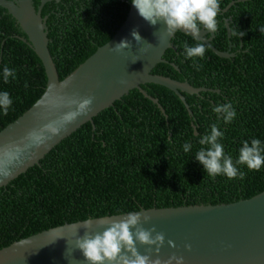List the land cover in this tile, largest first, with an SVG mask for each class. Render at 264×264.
Returning a JSON list of instances; mask_svg holds the SVG:
<instances>
[{
	"label": "trees",
	"instance_id": "1",
	"mask_svg": "<svg viewBox=\"0 0 264 264\" xmlns=\"http://www.w3.org/2000/svg\"><path fill=\"white\" fill-rule=\"evenodd\" d=\"M83 2L60 6L46 20L47 46L59 80L109 40L130 0ZM228 16L226 30L220 17ZM216 19L211 45L220 52L229 48L230 58H240L237 62H219L206 53L202 59L186 58L183 46L195 43L182 34L173 35L170 43L175 49L165 50L163 56L189 86L206 88L203 94L219 97H183L196 139L181 104L165 92L143 90L157 100L165 125L143 102L118 103L93 119L92 128L86 123L0 192V249L89 218L139 209L227 204L264 190V165L258 171L239 166L244 179L230 180L207 175L194 156L204 147L198 141L213 123L224 134L219 142L225 154L234 160L242 141L255 138L264 145V0L238 2ZM18 37L12 23L0 14V92L7 91L13 101L7 115L0 108V130L26 111L45 86L40 68ZM5 66L16 73L8 82L3 79ZM227 103L237 115L226 124L213 108ZM186 141L192 145L188 153L182 147Z\"/></svg>",
	"mask_w": 264,
	"mask_h": 264
},
{
	"label": "water",
	"instance_id": "2",
	"mask_svg": "<svg viewBox=\"0 0 264 264\" xmlns=\"http://www.w3.org/2000/svg\"><path fill=\"white\" fill-rule=\"evenodd\" d=\"M82 2L0 0V14L15 27L19 41L24 43L45 81L39 98L0 130V192L27 169L38 165L45 154L86 123L92 128L93 119L118 103L143 102L159 115L165 125L163 110L157 100L143 90L155 89L174 97L183 108L190 134L196 139L195 127L188 117L190 112L183 97L190 100H218L219 97L200 93L204 89L189 86L173 70H176L173 64H170L173 69L165 64V50L175 49L170 43L174 34H182L195 44L204 42L205 53L216 61L237 62L240 59L229 58L231 55L227 52L213 48L210 42L213 34L203 28L199 41L178 30L161 44L158 31L164 26H152L146 22L130 0L123 21L109 40L59 80L47 46L43 14L46 9L77 6ZM133 30L138 31L144 40L139 45L131 36ZM125 38L132 42V48L119 53L113 51V46ZM160 38L165 39L162 34ZM87 96L94 97L88 112L65 125L64 114L74 109L70 101ZM49 124L60 131L57 134L42 132ZM33 132H42L43 139L37 141L31 137ZM137 211L150 217L147 222L141 220L145 229L154 227L164 234L165 243L159 252L162 260L175 254L184 258V264H264V190L248 199L227 204H194ZM127 214L63 224L19 239L0 249V264H87L78 249H74L71 256H66L68 247L69 251L74 247L77 227L81 225L77 234L83 235L85 229L82 224L91 220L93 223L87 230L102 232L106 225L101 226L98 221L125 219ZM169 240L174 241L176 247L169 246ZM185 245H191V249ZM137 248L140 254H149L147 246L137 244ZM150 255L156 258L154 248Z\"/></svg>",
	"mask_w": 264,
	"mask_h": 264
},
{
	"label": "clouds",
	"instance_id": "3",
	"mask_svg": "<svg viewBox=\"0 0 264 264\" xmlns=\"http://www.w3.org/2000/svg\"><path fill=\"white\" fill-rule=\"evenodd\" d=\"M132 5L137 10L140 17L152 26L163 25L159 29V41L163 44L166 38L171 37L176 31L183 30L193 36L197 41L200 40L201 29L215 33L217 31V15L220 11L219 0H131ZM264 32V29H261ZM157 33H155L156 35ZM161 34L165 39H161ZM241 36L244 33H240ZM131 36L139 45L142 37L139 32L133 30ZM132 42L128 39H122L113 46V51L119 53L125 49H131ZM206 52V44L197 42L194 46L185 44L183 46V55L186 58L195 60L203 58ZM200 65H197V70ZM14 69L5 66L3 68V79L8 82L9 77L15 78ZM123 83V81H121ZM94 97L87 96L75 98L70 101L74 109L65 113L63 116L64 124L75 121L79 116L85 114L93 104ZM13 101L7 91L0 92V108L7 115L9 107ZM213 112L218 116L222 115L224 123H230L236 117L237 112L231 103L218 105L213 108ZM43 131L57 134L60 129L51 124L46 125ZM41 133H30V136L40 141L43 139ZM223 133L219 130L218 123H213L210 131L203 135L198 143L201 147L195 153V159L203 165L207 175L215 177L224 175L228 179H244V173L240 171L239 166H246L249 170H260L264 165V145L260 139L242 141V146L238 150V157L234 160L231 155L225 154L224 146L219 141L223 139ZM183 151L190 152L192 145L189 142L183 144ZM143 219L147 222L150 217L144 215L141 211L129 212L125 219H106L100 220L101 226L106 225L102 232H91L93 221L87 220L82 224L85 229L83 235H78V229L74 239V247L66 251V256H71L74 249H78L87 264H184V258L175 254L169 256L166 260L159 258L161 247L165 243V236L162 232H157L153 227L145 229L141 223ZM134 229V231H133ZM137 244L147 246L149 254H140ZM169 246L176 247L174 241H168ZM189 250L191 245H185ZM156 258L150 255L153 251Z\"/></svg>",
	"mask_w": 264,
	"mask_h": 264
},
{
	"label": "flooded vegetation",
	"instance_id": "4",
	"mask_svg": "<svg viewBox=\"0 0 264 264\" xmlns=\"http://www.w3.org/2000/svg\"><path fill=\"white\" fill-rule=\"evenodd\" d=\"M46 1L64 2L65 0H46ZM67 1H70V2H71V1H72V2H76L77 0H67ZM87 1H88V0H87ZM244 1H247V0H228L227 4H226L224 7H222V6H220V4L223 2V0H219V8H221V9H220V11L218 12L217 17H218V16H222V15L226 12V10H227L228 8H231V7L234 6L236 3H238V2H244ZM83 3H84V2H82V3H80V4H83ZM59 7H60V6H56V7H53V8H50V9H46V10H45V12H44V14H43V19H44V25H45V28H46V32H47L46 20H47L48 16H49L50 14H53V12L56 11ZM63 7H64V6H63ZM2 16H3V14H2ZM220 19H221V22H222V25L224 26V28H225V29H228V28H227V21L230 20V17H229V16H228V17H220ZM212 34H214V33H212ZM205 37H209V35H206ZM19 38H20V36H19ZM212 38H213V37H212ZM211 40H212V39H211ZM211 40H210V42H211ZM225 52H227L228 54H230V55H231L230 57L233 56V53L229 52V48H228ZM230 57H229V58H230ZM198 88L204 89V91H202V92H205V91L208 90V89L203 88V87H198ZM202 92H201V93H202ZM214 92H216V91H214Z\"/></svg>",
	"mask_w": 264,
	"mask_h": 264
}]
</instances>
